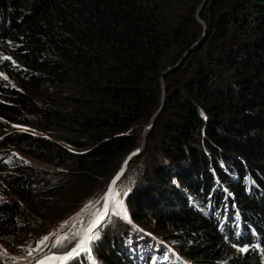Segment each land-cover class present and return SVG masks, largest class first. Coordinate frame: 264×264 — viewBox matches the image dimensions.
Segmentation results:
<instances>
[{
	"label": "trees",
	"instance_id": "1",
	"mask_svg": "<svg viewBox=\"0 0 264 264\" xmlns=\"http://www.w3.org/2000/svg\"><path fill=\"white\" fill-rule=\"evenodd\" d=\"M189 1L0 0V70L13 86L0 79V135L7 122L41 132L0 143V197L27 206L0 199V244L11 254L33 253L21 239L49 204L73 202L70 218L91 206L139 145L164 70L200 35L202 0ZM199 15L208 37L166 74L146 148L116 184L131 223L109 212L90 234L91 256L71 264H157L127 246L150 226L187 264H264V247L242 254L223 236L242 219L264 241V0H207ZM10 147L45 168L6 163Z\"/></svg>",
	"mask_w": 264,
	"mask_h": 264
},
{
	"label": "rangeland",
	"instance_id": "2",
	"mask_svg": "<svg viewBox=\"0 0 264 264\" xmlns=\"http://www.w3.org/2000/svg\"><path fill=\"white\" fill-rule=\"evenodd\" d=\"M187 1H188V8H189L191 5V1H189V0H187ZM203 1L204 0H202L201 3L199 4L200 7L202 6ZM206 2H207V0H205V3ZM203 7H204V5L201 8H203ZM198 13H199V11L197 9L196 18H197V21L199 22V24L201 26L200 35L198 36L197 41H195L187 49V51H188L192 46H194L193 49H191V51L186 55V57L183 58V61H181L180 65H178V64L180 63L181 58L185 55V53L187 51L184 52L174 63H172L171 65L166 67V69L164 70V72L161 76V79L164 82V87H166V85H165L166 74L170 71H173V70L181 67V65L189 57V55L192 52H196L197 46H199L196 43L198 42L199 38L202 37L204 32H205V35H204L203 40L207 39V37H208V32H209L208 24L201 19L200 15ZM204 23H205V25H204ZM0 79H3V81H4L3 86H5V88L13 87L11 85V82L7 79V76L5 74H3L1 71H0ZM160 82H161V80H160ZM64 93L65 94L67 93L66 89H65ZM162 95H163V89L161 91V99H160L161 103H160L159 108H161V104H162ZM36 97H37L36 104L41 103V98L39 96H36ZM165 102H166V90H165ZM165 102H164V104H165ZM164 104H163V107H164ZM161 110H160V112H161ZM154 114L155 113H153V115ZM153 115L144 124V126H142V129L139 130L140 131L139 132V145H137L130 153H128L123 158L121 165L118 169V170L122 169L123 172H122L120 178L118 179V181H122L120 179L124 178L125 176L128 175V173L131 171V169L134 165V162H133L134 157L137 154L144 151V149L146 148V144H145V147L143 150H141V151L139 150L136 152V149L138 147H140V145L143 142L145 132L147 134L146 136L148 137V133L151 131L152 127L154 126V123L156 121V117L158 115L155 117L153 123L151 124L150 129L147 130L148 125H150V123L152 121ZM7 124H9L7 127L8 131L5 134L0 135V139H1L0 143H4L3 140L9 141L10 138L16 132L25 131V133L34 134V135H37L40 132L38 129L33 128L31 126L28 127L27 125H17L15 123H8V122H7ZM64 131L65 130H63V128L58 129V131H57L58 135L63 136V137H64V135L66 136V133ZM137 132H138V130H137ZM147 137H146V143H147ZM2 155H3V158L5 159V162L9 163L11 165L22 164V165H28L30 167L31 166L39 167V165H41L43 168H45V166L42 163L34 160L32 157H29V156L21 153L19 150L15 149V148L10 147L7 150L5 149L3 151ZM117 172H116V174H117ZM122 183H123V185H125L127 187L130 185V182L128 179H124ZM109 184H108V186H109ZM115 187H116V185H115ZM118 187H119V185L116 188H114L113 194L111 196H109L110 200H109V203L107 205L108 206V208H107L108 213L106 214L105 217L108 216L109 212L111 214L114 212H116L117 215L121 214L120 208L117 207V202L121 201L120 199L119 200L117 199L118 195L116 194V191H117ZM83 195H84L83 192L79 193V196H83ZM102 195L91 206L83 208L80 212H78L72 218H70V217L73 215V213L76 209L73 202H69V203L63 202V204L59 207H54L53 204H49L48 210L49 211L51 210L50 212H52V214L49 215L50 218L48 217V219H45V220L39 222L38 224L36 222H33V221L30 222V225H29V228L27 229V232L23 235V237L21 239V241L23 242L22 245H24V248L25 249L31 248L33 253L31 255H29L28 257H25L26 260H23L22 258L16 256L15 254H11V252L2 248V251L6 252V253L8 252V255H10V258L9 259L5 258L3 260H0V264H22V262H24L23 264H41V261H44V259H45L41 256H44L46 254H51L50 256H53V255L54 256H64L66 253H68L70 248H74L76 246V244L79 243L80 240L85 239V237H84L85 233L87 235H90L93 232V230L95 229V228L92 229L91 233H89L88 231L86 232V227L90 224V222H92L96 218V216L103 211L102 206H103L105 196L102 197ZM10 197L13 200L18 201L20 203L22 209H24V210L27 209L26 203H24L22 199H20L16 196H9V197H3V198L6 200H9ZM3 198L0 197V199H3ZM56 208H58L59 210ZM89 208L93 209V211L89 213V214H91V213L92 214L91 215L85 214L86 216H84L83 214ZM85 209H87V210H85ZM25 212L28 213L27 211H25ZM126 213H127V215L125 216L123 214V217L126 218V220L129 223H131L129 214H128V212H126ZM81 214L83 216H81ZM105 217H104V219H105ZM36 219H37L36 221H40V218L37 217ZM104 219H103V221H104ZM102 222L99 225H101ZM99 225H97V226H99ZM91 227H92V225H91ZM91 227H89V228H91ZM72 228H74V231H72ZM82 228H84V229H82ZM132 232H134V231H132ZM140 233H142L144 235V238L139 237V235H133V236L129 235L128 236L127 246L129 248V250L131 251V253H135L134 247L136 245V246H138L137 253H141V254L147 253V255L148 254L152 255L153 259L156 260L157 264H163V262L164 263H167V262L170 263L171 262L172 264H187L185 259L181 257V254H180L178 247H177L178 243L176 244L173 241H167L166 242V241H162V240L158 239L157 236L154 234V230L151 228V226H150V229L149 228L141 229ZM78 234H79V237H78ZM44 237H48V239L46 241H44V243L42 244L41 241L44 240ZM151 237L154 239H151V241H150L149 238H151ZM88 241L89 240H86V242L83 246V248H84L83 251L85 252L86 250H88V254L90 255V252H89L90 245H89ZM147 241H150V242L147 243ZM160 246H161V248L163 246L162 253H160V250H159V253L155 254L156 253V251H154L155 247H160ZM55 249H57V250H55ZM83 251L78 250V254L83 252ZM148 251H151L152 253H150ZM78 254H75L71 259H67V260H52L51 264H71L75 260L74 258ZM36 259H38V260H36ZM34 261H35V263H33ZM46 262H48V261H46Z\"/></svg>",
	"mask_w": 264,
	"mask_h": 264
},
{
	"label": "snow or ice",
	"instance_id": "3",
	"mask_svg": "<svg viewBox=\"0 0 264 264\" xmlns=\"http://www.w3.org/2000/svg\"><path fill=\"white\" fill-rule=\"evenodd\" d=\"M138 151V150H137ZM119 177H117L118 179ZM115 183V180L113 181V184ZM113 194V189L110 186L108 193L105 195V200L107 201V199L109 198V196H111ZM127 193H125L126 195ZM117 207H119L121 209V211L123 212V214L126 216V210L123 209V202L119 201L117 202ZM106 212L103 213H99L96 218L92 221V227L88 229V232L91 233L92 229L96 228L97 225L100 224V221L104 218V216L106 215ZM95 237L93 235H85V239H82L79 241V243L76 244V246L74 248H72V250L68 253H66L64 256H46L44 261H41V264H45L46 261H52V260H67V259H71L75 254H78V250L83 251L84 248V244L86 242V240H91L94 239ZM48 239V237H44V240L41 241V243L43 244L44 241H46ZM241 251H247V248H241ZM262 251H264V249H262Z\"/></svg>",
	"mask_w": 264,
	"mask_h": 264
},
{
	"label": "water",
	"instance_id": "4",
	"mask_svg": "<svg viewBox=\"0 0 264 264\" xmlns=\"http://www.w3.org/2000/svg\"><path fill=\"white\" fill-rule=\"evenodd\" d=\"M202 3H203L202 6L205 5V0H204ZM202 6H201V7H202ZM201 7H200V6L198 7V11H199V13H200V11H201V9H202ZM199 13H198V14H199ZM204 25H205V23H204ZM204 35H205V32H204V34L202 35V37L199 38L198 42L196 43L197 45H199V44L201 43V41H202L203 38H204ZM193 47H194V46H192V47H191V48L185 53V55L181 58L180 63H179L178 65L181 64V61H183V58L186 57V55L191 51V49H193ZM161 87H162V89H163L161 108H159V109L155 112V114L153 115L152 121H151L150 125H148L147 130L150 129L151 124L153 123L155 117L160 113V110L162 109L163 104H164V102H165V90H166V87H164V82L162 81V79H161ZM146 135H147V134H146V132H145L143 142H142V144L140 145V147H138V148L136 149V152H137V150H138V151H139V150L141 151V150L144 149L145 144H146V137H147ZM124 170H125V169H124ZM122 172H123L122 169L118 170L117 174L114 175V177L111 179L110 184H109V186H108L106 192L102 195V197H104V196L108 193V190H109V187H110V186L112 187V189L115 188V185H116V183L118 182V179L120 178ZM117 177H119V178L117 179ZM114 180H115V183L113 184V181H114ZM108 203H109L108 201L104 200V202H103V206H102V210L104 209V205L106 204V211H102L101 213H103V212L108 213V210H107V208H108V206H107ZM105 216H106V215H105ZM105 216H104V217H105ZM103 219H104V218H103ZM103 219L101 220V222L103 221ZM101 222H100V223H101ZM91 225H92V222H90V224L87 226V228L91 227ZM0 246L2 247V245H0ZM7 253H8V252H7ZM22 259H23V260H26V258H22Z\"/></svg>",
	"mask_w": 264,
	"mask_h": 264
},
{
	"label": "bare ground",
	"instance_id": "5",
	"mask_svg": "<svg viewBox=\"0 0 264 264\" xmlns=\"http://www.w3.org/2000/svg\"><path fill=\"white\" fill-rule=\"evenodd\" d=\"M124 167H125V166H124ZM113 190H114V189H113ZM104 200H105V199H104ZM109 200H110V197L107 199V201L109 202ZM96 206H97V205H96ZM85 210H87V209H85ZM92 211H93V209H92V208H89L84 214H83V213H82V214H83L84 216H86V215H88V214H89L90 212H92ZM103 211H106V205H104V209H103ZM82 214H81V216H83ZM85 214H86V215H85ZM79 216H80V215H79ZM82 229H84V228H82ZM88 229H89V228L86 227V232L88 231ZM94 230H95V229H94ZM94 230H93V231H94ZM79 233H80V232H79ZM85 234H86V233H85ZM85 234H84V237H85ZM78 237H79V234H78ZM67 250H68V249H67ZM71 250H72V248H70L68 252H70ZM166 250H167V249H166ZM53 253H54V252H53ZM50 255H51V254H46V255H44V256L46 257V256H50ZM44 256H41V257L45 258ZM53 256H54V255H53ZM170 258H171V257H170ZM36 260H38V259H36ZM36 260H35V261H36ZM35 261H34L33 263H35ZM45 264H51V261L45 262Z\"/></svg>",
	"mask_w": 264,
	"mask_h": 264
},
{
	"label": "clouds",
	"instance_id": "6",
	"mask_svg": "<svg viewBox=\"0 0 264 264\" xmlns=\"http://www.w3.org/2000/svg\"><path fill=\"white\" fill-rule=\"evenodd\" d=\"M0 71H1V70H0ZM1 72H2V71H1ZM2 73H3V72H2ZM3 74H4V73H3ZM245 223H246V225H250L251 228L254 229V231H255L256 234H260L261 236H263L262 233H261V230H262V229H259L257 226L255 227V226L251 225L250 223H247V222H245ZM229 238H230V237H229ZM263 244H264V241H263ZM263 244L261 245V247H264ZM228 245H229L231 248H235V247L231 246L229 243H228ZM235 249L239 250V252H240V249H239V248H235Z\"/></svg>",
	"mask_w": 264,
	"mask_h": 264
}]
</instances>
